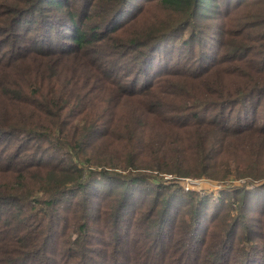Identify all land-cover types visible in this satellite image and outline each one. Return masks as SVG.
<instances>
[{"label": "trees", "instance_id": "1", "mask_svg": "<svg viewBox=\"0 0 264 264\" xmlns=\"http://www.w3.org/2000/svg\"><path fill=\"white\" fill-rule=\"evenodd\" d=\"M0 264H264V0H0Z\"/></svg>", "mask_w": 264, "mask_h": 264}, {"label": "rangeland", "instance_id": "2", "mask_svg": "<svg viewBox=\"0 0 264 264\" xmlns=\"http://www.w3.org/2000/svg\"><path fill=\"white\" fill-rule=\"evenodd\" d=\"M134 3L138 4L139 2L140 3H143L144 0H133ZM216 20H219L221 19L220 16H216L215 17ZM120 67L121 68H126L127 67V64H125L124 61L121 62L120 64ZM181 182V185L183 187V189H187V188H190V189H193V190H202V191H206V192H211L212 189H217V188H220L221 186L214 180H209V179H204V178H196V179H189V178H184L182 180H180ZM241 182H243L242 180H234L233 183L234 184H241ZM111 186H115L116 183L113 182V183H110Z\"/></svg>", "mask_w": 264, "mask_h": 264}]
</instances>
